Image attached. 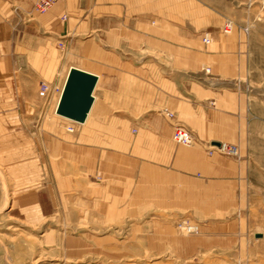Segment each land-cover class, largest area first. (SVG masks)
<instances>
[{
	"label": "crops",
	"instance_id": "crops-1",
	"mask_svg": "<svg viewBox=\"0 0 264 264\" xmlns=\"http://www.w3.org/2000/svg\"><path fill=\"white\" fill-rule=\"evenodd\" d=\"M229 6H234V0H64L52 7L41 23L51 33L46 39L58 53H69L81 64L65 72L56 68L53 80L60 93L50 98L48 106L56 108L70 68L96 78L94 99L84 122L76 123L72 143L54 139L66 146L67 158L53 147L46 149L47 154L42 150L41 161L50 168V179L42 180L33 193L10 200L7 211L13 209L27 220L54 215L58 189L53 184L61 182L73 185L74 191L80 183L89 188V192L81 188L83 214L99 217L181 216L187 200L196 207L245 200L249 161L243 148L251 121L247 50L239 31L220 32ZM203 37L210 42L204 44ZM10 47L11 38L0 37V71L2 81L9 80L3 83L8 90L10 62L23 57L11 53ZM46 55L36 51L33 78L38 81L48 75ZM85 57H97V64L84 66ZM128 78L133 84L129 96L122 93ZM98 85L100 97L94 96ZM2 102L26 101L12 95ZM166 112L172 114L171 120ZM96 119L99 126L91 127ZM173 125L186 129L194 144L174 143ZM214 143L237 145L239 158L207 156V145ZM72 150L77 152L73 160ZM121 161L126 175L116 172ZM63 167L66 174L60 177L65 180L57 177ZM96 169L98 182L92 180ZM5 203L0 198V210ZM205 228L200 229L196 246L179 237L172 241L168 223L149 227L156 233L148 235L147 241L162 249L156 255L164 260L174 253L178 261L183 250L189 249L185 261L207 253L200 264L212 263L207 256L218 251L219 242L216 237L211 240L212 235L209 241Z\"/></svg>",
	"mask_w": 264,
	"mask_h": 264
},
{
	"label": "rangeland",
	"instance_id": "rangeland-1",
	"mask_svg": "<svg viewBox=\"0 0 264 264\" xmlns=\"http://www.w3.org/2000/svg\"><path fill=\"white\" fill-rule=\"evenodd\" d=\"M33 1L0 0V37L9 36L11 53L23 56L15 63L10 62L12 91L4 89L3 83L9 80L3 82L0 71V198L6 201L0 210V264H200L204 260L203 255L207 253L202 256L197 253L185 261L190 255L189 249L183 250L178 261L173 259L174 253L169 260L157 256L156 252L162 249L148 242L147 236L156 233L149 227L162 223L171 225L172 241L179 237L194 246L200 242V229L206 227L209 241L212 235L211 240L218 238L219 242L218 251L208 252L207 258L213 261L207 264H264V0H234L232 8L226 7L224 19L231 22L229 34L238 31L242 34L247 50L251 121L243 148L249 161V190L245 200L237 201V204L230 201L226 206L225 201H219L218 207L206 203L196 207L194 202L187 200L182 204L185 213L181 216L99 217L83 214L86 210L82 206L84 193L81 188L87 192L89 188L80 183L75 185L79 190L74 191L73 185L61 182L53 184L58 189L55 193L56 213L27 220L13 209L7 211L9 201L33 193L43 185L42 180L50 179V168L41 161L42 150L45 153L47 148L53 147L66 159V146L59 145L54 139L72 143L73 132L66 129L72 127L74 131L77 127L76 123L58 117L54 108L48 106L53 95L47 99L38 97V83L44 81L55 85L56 68L65 72L69 66L81 64L69 53H58L53 42L46 39L51 33L41 23L51 9L38 14L33 11ZM39 49L47 52L49 61L48 75L40 81L33 78ZM85 59L84 66L97 64V57ZM1 62L2 59L0 65ZM136 74L143 76L140 72ZM132 86L129 78L124 80L123 95L129 96ZM12 95H18L26 102H2L4 97ZM100 95L102 91L98 85L94 96ZM98 122L96 119L90 126L98 127ZM74 154L77 152L72 150L71 158ZM45 159L50 161L46 155ZM123 164L119 162L117 174L126 175ZM65 174L66 167L59 168L57 177L65 180L60 177ZM92 176L96 177L92 178L95 182L101 180L97 178V169ZM206 211H220V214L206 215ZM185 226L195 227L196 231L187 233L182 230Z\"/></svg>",
	"mask_w": 264,
	"mask_h": 264
},
{
	"label": "built area",
	"instance_id": "built-area-1",
	"mask_svg": "<svg viewBox=\"0 0 264 264\" xmlns=\"http://www.w3.org/2000/svg\"><path fill=\"white\" fill-rule=\"evenodd\" d=\"M64 2V0H34L33 1V11L38 14H45L47 13L53 6ZM62 21L65 20V16H63ZM232 30V25L229 20H225L222 26V33L229 34ZM247 33V31L245 30ZM202 42L204 44H208L210 40L207 37H203ZM60 93V89L52 85L50 83L40 81L38 83V97L41 99H47L50 95H56ZM165 117L168 120L172 119L171 113H165ZM67 132L71 133L73 131L72 127H67ZM171 139L174 143L189 147L194 144V140L192 135L183 127L179 125L172 126L171 132ZM214 154H219L227 157L238 158L239 157V149L236 145L228 144V143H218L217 145H207L206 148V155L212 156ZM182 230L186 231L187 233H193L196 231L195 227L185 226Z\"/></svg>",
	"mask_w": 264,
	"mask_h": 264
},
{
	"label": "water",
	"instance_id": "water-1",
	"mask_svg": "<svg viewBox=\"0 0 264 264\" xmlns=\"http://www.w3.org/2000/svg\"><path fill=\"white\" fill-rule=\"evenodd\" d=\"M95 83L96 78L93 75L72 68L66 78L55 113L75 123L84 122L92 104L91 92Z\"/></svg>",
	"mask_w": 264,
	"mask_h": 264
},
{
	"label": "bare ground",
	"instance_id": "bare-ground-1",
	"mask_svg": "<svg viewBox=\"0 0 264 264\" xmlns=\"http://www.w3.org/2000/svg\"><path fill=\"white\" fill-rule=\"evenodd\" d=\"M72 68H70L69 69V71L71 70ZM69 71H68V73H69ZM67 76H68V74H67ZM67 76H66V78H67ZM66 81V80H65ZM65 84V83H64ZM61 93H62V91H61ZM61 96V95H60ZM91 98H92V100L94 99L93 98V95H92V92H91ZM60 99V98H59ZM58 104V103H57ZM57 107V106H56ZM55 110H56V108L54 109V113H55ZM56 114V113H55ZM57 115V114H56ZM87 115V114H86ZM58 117H61V118H63V119H65V120H67V121H70V122H73V121H71V120H69V119H66V118H64V117H62V116H59V115H57ZM75 123V122H74ZM80 123H82V122H80ZM79 123V124H80Z\"/></svg>",
	"mask_w": 264,
	"mask_h": 264
}]
</instances>
